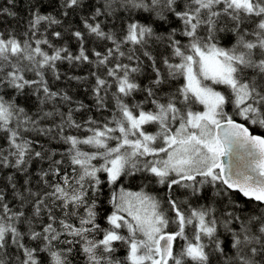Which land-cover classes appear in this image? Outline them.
Listing matches in <instances>:
<instances>
[{
    "label": "snow or ice",
    "instance_id": "1",
    "mask_svg": "<svg viewBox=\"0 0 264 264\" xmlns=\"http://www.w3.org/2000/svg\"><path fill=\"white\" fill-rule=\"evenodd\" d=\"M17 4L0 7L17 23L0 172L19 174L0 182V264H264V0Z\"/></svg>",
    "mask_w": 264,
    "mask_h": 264
},
{
    "label": "bare ground",
    "instance_id": "2",
    "mask_svg": "<svg viewBox=\"0 0 264 264\" xmlns=\"http://www.w3.org/2000/svg\"><path fill=\"white\" fill-rule=\"evenodd\" d=\"M0 7H9V5H7V0H0ZM27 8H28V0H23V1L18 0V4L15 10L18 12L20 17H23L26 15ZM41 11H43L45 14L51 12L53 15H56L55 11L52 8L42 9ZM74 22L79 23L78 18H76ZM16 28H17L16 21L7 17H0V30L7 29L11 31V30H15ZM72 47L73 49H75V44H73ZM61 68L64 71H69L70 74H76V75H87V71H88L87 67H81L78 69H68L67 64L62 65ZM72 94L78 96L79 99L83 100L87 104H91L92 102L91 98L85 93L84 88L82 86H79L76 81L72 82ZM137 99H141V97L137 96ZM53 147H56V145H53ZM4 171L18 174L15 172L14 169H5ZM3 174L5 175L4 172ZM142 183L143 182L139 179L129 180L126 182V187H128L129 190L131 191H134L136 188L140 190V186L142 185Z\"/></svg>",
    "mask_w": 264,
    "mask_h": 264
},
{
    "label": "trees",
    "instance_id": "3",
    "mask_svg": "<svg viewBox=\"0 0 264 264\" xmlns=\"http://www.w3.org/2000/svg\"><path fill=\"white\" fill-rule=\"evenodd\" d=\"M23 1V0H22ZM251 132L253 133V134H261V135H264V133H262V132H260L257 128H255V127H252L251 129ZM32 171H35V166L33 167V169H31ZM3 172L5 173V175L3 174ZM3 172H0V182H3V183H7V175H9V174H14V173H10V172H6V171H4L3 170ZM15 175H17V176H19V174H15ZM18 184H23V177H20L19 178V180H18ZM33 187L35 188V184H33ZM147 190V189H146ZM10 191V190H9ZM134 191H139L137 188L134 190ZM158 191H160L161 192V194H162V190H158ZM236 196H237V198L242 202V204H247V206H248V209L251 211V210H253V209H255L256 208V205H255V203L254 202H248L247 201V199H245L244 197H242L241 195H239L238 193H236ZM12 199V196L11 195H9V200H11ZM123 251L120 253V255L121 256H123ZM74 264H75V262H74Z\"/></svg>",
    "mask_w": 264,
    "mask_h": 264
},
{
    "label": "water",
    "instance_id": "4",
    "mask_svg": "<svg viewBox=\"0 0 264 264\" xmlns=\"http://www.w3.org/2000/svg\"><path fill=\"white\" fill-rule=\"evenodd\" d=\"M222 162L227 164L228 163V157H222ZM242 196V195H241ZM243 197V196H242Z\"/></svg>",
    "mask_w": 264,
    "mask_h": 264
},
{
    "label": "rangeland",
    "instance_id": "5",
    "mask_svg": "<svg viewBox=\"0 0 264 264\" xmlns=\"http://www.w3.org/2000/svg\"><path fill=\"white\" fill-rule=\"evenodd\" d=\"M149 130H151V128H150ZM147 190H148V189H147ZM147 190H146V191H147ZM154 194H155V190H154Z\"/></svg>",
    "mask_w": 264,
    "mask_h": 264
}]
</instances>
